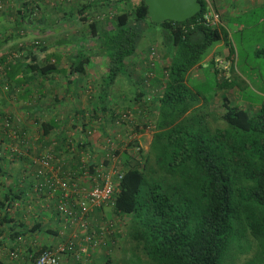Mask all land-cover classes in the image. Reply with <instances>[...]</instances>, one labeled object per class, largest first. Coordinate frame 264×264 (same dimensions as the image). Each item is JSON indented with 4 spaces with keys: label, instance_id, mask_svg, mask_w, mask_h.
Segmentation results:
<instances>
[{
    "label": "trees",
    "instance_id": "16d2710c",
    "mask_svg": "<svg viewBox=\"0 0 264 264\" xmlns=\"http://www.w3.org/2000/svg\"><path fill=\"white\" fill-rule=\"evenodd\" d=\"M199 1L201 11L184 22L154 23L147 17L143 0H0V23L12 27L0 40L32 36L22 40L18 54L0 56V93L28 100L29 107L48 114L47 119L36 117L41 139L54 133L51 141L41 142L32 160L34 188L50 179L43 161L54 165L59 176L69 175L70 184L84 171L107 164L109 158L86 139L85 132L94 129L92 123L98 122L103 138L108 130L117 133L116 121H135L134 131L152 133L147 150L142 146L135 150L138 141L126 137L117 138L109 150V157L115 156L122 172L111 210L119 222L100 242V257L85 264H264V99L250 112L224 97L222 114L216 117L208 111V101L189 87L188 74L199 66L204 51L228 38L222 24L191 27L211 9L206 0ZM43 3L61 11L69 6L65 15L69 13L86 25L91 44L80 47L67 67L62 53L51 51L42 37L51 25L41 10ZM147 22L157 26L152 28L158 34L153 33L151 44L158 51L148 46L149 52H142ZM259 52L264 54V48ZM92 66L100 74L87 93L89 114L84 117L86 111H81L79 121L83 122L68 124V116L57 104L62 99L59 91L73 83L66 79L70 74H84ZM135 66L145 69L144 76L135 72ZM123 80L131 98L127 92L114 93V86ZM3 86L7 89L2 90ZM54 91L56 94L51 93ZM128 100L134 105L121 106ZM50 106L55 110L48 113ZM210 120L222 121L223 128L210 127ZM24 134L19 132L21 142ZM96 146L101 148L102 140ZM4 160L0 156V172ZM48 191L45 185L40 196L57 201L60 191L55 197ZM21 192L8 188L0 203L1 210L5 209L0 224L9 225L11 239L42 231L40 223L19 230L20 223L14 220L19 216L11 212L10 202L20 199L16 206L27 208ZM56 237L57 231H51L47 240L25 241L28 254L21 252L19 262L22 258L23 264H29L46 248L54 249L59 243ZM115 248L121 252L117 260L104 253ZM8 250L21 251L19 246ZM63 258L71 264H84L68 255L60 262Z\"/></svg>",
    "mask_w": 264,
    "mask_h": 264
},
{
    "label": "crops",
    "instance_id": "0c3cea01",
    "mask_svg": "<svg viewBox=\"0 0 264 264\" xmlns=\"http://www.w3.org/2000/svg\"><path fill=\"white\" fill-rule=\"evenodd\" d=\"M208 7L212 9V11H216V13L220 17V21L222 22V26L227 27L228 22L231 21L232 19H236L237 14H242L244 11V7L242 4H239V2H243L244 0H206ZM260 7L264 6V1L260 0ZM41 10L42 12L44 11V14L46 19L49 21L51 20L52 23L53 21L59 19L61 15L63 14L64 16L62 18H67L65 17V11L68 9H64L65 11H61L60 9L58 10L57 8H53L51 5H41ZM2 16H0L1 18ZM73 17V16H72ZM75 18V17H73ZM52 25V24H51ZM84 25V24H82ZM237 30L242 28V24H237ZM47 27V26H46ZM46 29V28H45ZM48 29H51V26H49ZM12 27L6 25H3L0 23V37H2L3 32H11ZM82 32L84 33L83 35L80 34V36H76V45L77 49L79 50L80 47H82L81 42L86 41L85 47L88 48L91 44V41L88 40L87 38V29L86 27L82 28ZM50 33V34H49ZM45 40L51 39L52 38V33L50 31H46L44 34ZM32 36L28 35L25 39L29 40L31 39ZM24 40V39H23ZM24 42L22 40L18 41L16 38H12L7 40V42H3V40H0V56L2 55H7L8 53H15L13 55L18 54V46L21 45V43ZM47 42V41H46ZM67 42V41H66ZM66 42L59 43L57 45H53L51 47H48L51 51L54 50L58 53L61 54L60 50L63 51L62 53L65 52L66 49ZM48 45H52L47 43ZM73 45V44H72ZM60 50H58V48ZM49 52V51H48ZM63 55V54H62ZM63 62V61H62ZM137 63L138 60H137ZM0 64L1 63V58H0ZM140 64H138L139 66ZM139 69V68H138ZM141 72H144L145 69H139ZM0 72H1V66H0ZM95 72V73H94ZM92 71L91 67H89L84 74H70L66 79H73V83L70 85V87L65 88L62 87L61 90V96L62 99L60 100L57 104L61 106V108L67 112L65 114L68 116V119L66 121H71L77 124H81L83 121H79L81 119V111H87L86 109H90L91 105L88 102L89 96H87V88L90 87V84L95 81L97 72ZM69 74V73H68ZM99 75V73H98ZM2 74L0 73V78H2ZM144 76V75H140ZM75 79V80H74ZM32 83V82H31ZM49 85V83H48ZM220 97L213 103L208 102V111L213 114V116L219 117L222 114V99L226 96L227 93L232 91L235 88V85H230L228 82H220L218 85ZM36 89V88H35ZM66 89V90H65ZM1 90V89H0ZM54 92H51L53 94H56ZM223 92V93H222ZM1 94V93H0ZM129 95V98H131V94L127 92ZM1 94L0 95V104H4L5 102H16L19 107H18V113H10V110L8 107H4L3 109H0V117L1 118H11L14 121H19L20 123L18 124L20 127V132L25 131V137L21 138L22 139V144H20L18 147L17 144H15L16 139L19 140L18 138H12L10 137L7 133L4 131L1 132L0 134V156L3 157L4 163H3V169L4 171L0 172V203L4 202V196L8 190V188H11L12 192L18 193L19 191H22L23 195L25 196L24 203L26 204L25 201H28V207H23L20 209L18 208L20 199H16L15 201L10 202L13 213L18 214L19 217H16L14 220L16 223H20L19 230L23 231L25 227H28L30 223L33 225L34 223H40L42 225V231H37L34 235H28V234H22L20 235L21 237L18 239H11L9 237V225L8 224H0V264H15L16 262L12 259L9 258V250L13 248V246H19L20 250L19 254L26 255L24 253L28 252L25 250V247L27 246L25 244V241H30L31 244H34V239L37 238L38 240H47L49 239V235L51 231H56V229L59 226V219L55 216V201L50 200L48 197H41L39 200H37L36 196L34 195V176H33V171H34V166H33V158L35 157L36 153L39 152V146H41V142L43 141H51L54 137L53 131H51L49 134L45 136L46 139H41L39 131H38V122L36 121V117H44V119H47L48 114L45 115L44 112L40 113L35 111L31 106L29 107L27 102L28 100H25L24 102L18 101L17 97L14 96V94ZM33 96V95H32ZM230 96H226L228 101L231 102L229 99ZM234 99V97H233ZM47 102H50L47 99ZM237 102L241 104V101L237 99ZM52 103V101H51ZM128 103L133 106L134 104L132 102ZM41 106L40 104H38ZM239 106V105H237ZM38 107V106H37ZM241 107V106H240ZM65 108V109H64ZM242 108V107H241ZM246 106V110L250 112H255L256 109L249 108ZM49 109V108H48ZM45 110V109H43ZM55 107H51L49 110H46L48 113L49 112H54ZM213 111H217L216 114L213 113ZM78 113V114H77ZM10 115V117L8 116ZM38 115V116H37ZM73 118V119H72ZM75 120L78 121H74ZM6 120V119H5ZM63 123L66 122L65 119H63ZM85 122V121H84ZM78 127L81 129V125H78ZM32 136V137H31ZM146 136V137H144ZM22 137V136H21ZM30 137V138H29ZM143 140V143L146 144L145 148L148 147L151 136L148 133H143L141 135V139ZM146 142V143H145ZM26 144V145H23ZM96 149V148H95ZM20 193V194H21ZM34 193V194H33ZM45 196V195H44ZM15 202V204H14ZM35 202V204H34ZM54 202V203H53ZM18 207H17V206ZM1 207V205H0ZM7 207V205L5 206ZM5 209L1 210L0 208V217L4 215ZM54 211V212H53ZM12 213V214H13ZM27 216V217H25ZM35 217V218H34ZM34 218V219H33ZM57 238V237H56ZM58 240V238H57ZM27 243V242H26ZM22 252V253H21ZM65 263L63 264H71L70 261L63 259Z\"/></svg>",
    "mask_w": 264,
    "mask_h": 264
},
{
    "label": "rangeland",
    "instance_id": "374dc122",
    "mask_svg": "<svg viewBox=\"0 0 264 264\" xmlns=\"http://www.w3.org/2000/svg\"><path fill=\"white\" fill-rule=\"evenodd\" d=\"M70 2H74V0H70L69 3ZM80 2L81 0H79V3ZM259 3L260 0H244V4L243 2H239V4H242L244 7V11L242 14H237L236 19L231 18V21L228 22L227 27H224L228 34L227 40H221L206 49V51H204V53L201 55V62L199 66L194 67L188 74L187 82L189 87L196 91L201 98L205 99L210 104L215 102L220 97L221 93L218 92L220 88H218L217 85L223 81L228 82L230 85H235V88L226 94V96H230L229 99L231 100L232 105H239V107L241 106L245 109L246 106L251 109H256L261 105V102L264 99V54H259V49L264 48V6L260 7ZM66 7L67 8L65 9H68L67 12H69V6ZM65 16L67 18L57 19L55 20L56 22L53 21V23H51L52 25H49L51 26V29H48L49 26H47L45 31L48 30L52 33V38L46 40V43H52L50 47L67 41L64 53H62L63 51L57 47L58 50H60V52L63 54V65L64 67H67V65H69L70 62L75 59L76 51H78L76 45H74V43H76V36L84 34L82 32V28L86 27V25H82L83 23L77 18L70 17L69 13H67ZM237 24H242V28L237 30ZM146 26V37L142 41V52L145 51L148 53V50H150V47L148 46H153V48L156 50L157 46L151 44V40L153 39V33L156 32L158 34V32L157 30L152 29L156 28L157 26L150 25L149 22H147ZM25 41L27 40L25 39ZM85 43L86 41H82L81 45L85 47ZM157 44L158 43H156V45ZM52 51L55 52L54 50ZM138 68L139 67L137 66L134 67L135 72L139 75H144L145 72H141ZM91 69L93 72H97L95 81L92 82V84L95 85L98 83L99 71L94 66H92ZM128 87L129 86L126 80H123L114 86V93H117L118 91L127 92L129 90ZM91 90L92 86L87 88L88 93H90ZM60 92L61 90L59 93ZM237 99L241 101V104L237 102ZM127 103L128 102L122 103L121 106H126ZM5 106L9 108L10 113H18L19 105L16 102L11 101L0 104V109H3ZM62 111L66 112L63 109ZM216 112L217 111H213L214 114H216ZM84 114V117H87L89 112L86 111ZM154 115L155 113L152 114L151 118ZM5 119L0 117V134L2 131H4L10 137L15 139V135L13 136V131H16L17 133L21 131L18 125L20 122L14 121L10 118L11 121H9L8 126H6L7 122ZM68 124H71V121H69ZM209 125L212 128H223L224 123L222 121L215 122L210 120ZM97 130L98 131H95L92 134V143L94 149L100 148L99 146L95 145V143H97V137L102 134L100 129ZM144 133H148L150 136H152L150 131ZM139 134L140 136L142 135V133ZM15 144H17L16 147H18L20 144H22V142L16 139ZM140 144L144 150L148 149V147L145 148L146 144L143 143V140H140ZM119 226H121V223H119ZM106 252H109L113 260H117L121 253L120 248L104 250V253ZM100 253H103V251L101 252V249L94 254L93 260L99 258ZM63 263L65 262H60V264ZM96 264H100V262H97Z\"/></svg>",
    "mask_w": 264,
    "mask_h": 264
},
{
    "label": "built area",
    "instance_id": "2783aa9c",
    "mask_svg": "<svg viewBox=\"0 0 264 264\" xmlns=\"http://www.w3.org/2000/svg\"><path fill=\"white\" fill-rule=\"evenodd\" d=\"M53 1L68 3L70 0ZM220 24L219 15L210 9L198 17L191 24V27L204 25L216 28ZM6 89L5 86L2 87V90ZM6 122V126H8L9 121ZM134 122L116 121L115 131L117 133L114 134L108 130L109 134L105 138L102 137V134L97 137V143L102 140L100 150L93 148L92 134L98 131V122L92 123L94 129H88L85 132L86 139L94 150L101 154L103 153V157H108L109 160L107 164L99 163L94 166L92 172H88L85 169L86 171H84L83 175L76 177L71 184L69 175L63 174L59 176V170L54 165L43 161L44 167L51 173L50 179H45V181L36 185L34 188L35 194H33L39 200L41 198V191L45 185L49 188L50 191L48 193L51 197H55V192L60 191L57 201H55V212L58 213L57 218L60 221L56 229L59 243H57L54 249L46 248L43 250L34 262H32V259H30L31 255H29L28 257L31 260L29 264H59L62 256L66 255L85 264V262H90L93 253L99 250L102 239H106L115 230V222L118 223L119 221L114 218L115 215L112 214L111 210L114 204L113 197L118 189V182L122 177V172L115 156L109 157V150L114 148L117 138L120 137L138 141V146L134 147L135 150L141 147L139 140L141 136L133 130ZM14 135L15 138L19 137V133L16 131H13ZM38 171L41 174L42 170ZM96 211L99 212L97 213ZM98 221L100 222L99 225H97ZM107 245L110 246L111 244L108 243ZM9 258L17 261L15 264H23L22 262L24 261L21 258V262H19L18 250L10 251Z\"/></svg>",
    "mask_w": 264,
    "mask_h": 264
},
{
    "label": "water",
    "instance_id": "95a60500",
    "mask_svg": "<svg viewBox=\"0 0 264 264\" xmlns=\"http://www.w3.org/2000/svg\"><path fill=\"white\" fill-rule=\"evenodd\" d=\"M147 17L151 22H184L198 14L202 5L199 0H143Z\"/></svg>",
    "mask_w": 264,
    "mask_h": 264
}]
</instances>
